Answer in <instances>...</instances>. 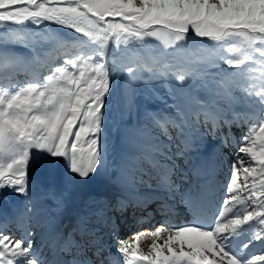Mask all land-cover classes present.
Segmentation results:
<instances>
[{
    "label": "snow or ice",
    "instance_id": "obj_1",
    "mask_svg": "<svg viewBox=\"0 0 264 264\" xmlns=\"http://www.w3.org/2000/svg\"><path fill=\"white\" fill-rule=\"evenodd\" d=\"M257 60L258 85L241 68ZM37 65L51 70L43 82L8 83ZM237 89L254 97L247 119L221 104ZM250 121L234 143L233 125ZM177 207L192 219L161 220L147 253L145 233L120 238L128 216ZM0 264H264V0H0Z\"/></svg>",
    "mask_w": 264,
    "mask_h": 264
},
{
    "label": "bare ground",
    "instance_id": "obj_2",
    "mask_svg": "<svg viewBox=\"0 0 264 264\" xmlns=\"http://www.w3.org/2000/svg\"><path fill=\"white\" fill-rule=\"evenodd\" d=\"M221 104L223 105V107H225L226 110H228L226 103L224 104L223 101L221 102ZM246 106V105H245ZM241 107L238 109V111L236 113H239L242 119H247L249 116L252 115V112L254 110V106L253 104H249L246 107ZM232 109L233 107L228 110V114L229 116L232 115ZM235 112V111H234ZM116 127L114 128L113 131V136L112 138H108V134H105L104 136L107 138L106 141H104L101 138V145L107 144V142H109L108 147H109V157L112 158L115 155H118L119 151H120V138L119 135L117 134L116 131ZM233 133H234V143L236 141H238L241 138V132L243 133H248L249 132V125L244 124L241 127H237L236 125H233L232 127ZM111 143V145H110ZM218 143V142H217ZM239 146V145H238ZM214 149V145L211 143V141L208 142V147L205 151V155L207 156L209 153H211ZM226 155H227V161L228 163L224 165V171H221L219 173L220 177H224L227 174V168L229 167V165L231 164L232 161V153L236 151V148H229V149H225L224 150ZM193 155H195V153H193ZM243 156V154H241ZM245 160H248V157H243ZM221 159H223V157H221ZM102 179L99 175L93 177L89 182H88V189L89 190H100V188L102 187ZM225 189H221L219 192V195L221 197V199L218 201V203L222 204V197L225 193ZM5 196L8 200H17L20 199L19 197H15L13 195H9L7 194V190H5ZM178 209L176 208L173 212V217L168 218L166 220H164V226L168 227L171 225H180L182 226L183 223H186L188 220L192 219L191 213L187 208H182ZM76 214V208L73 206L72 202H69V206H68V210L65 213L66 217H73ZM218 214V213H217ZM153 220L148 221L147 219L142 220V221H137L135 218L128 216L126 218V221L124 224H122L121 229H120V238L122 240L125 241H130L132 239V236L134 233H139V232H143L145 233V236L142 237L141 241H140V248L144 253H147L149 251V245L151 244V237L147 236V232L150 230H154V228L156 227H161V223L159 221H157V225H155V223H152ZM63 226L65 228H68L71 226V221L69 219H65L63 222ZM253 227L255 228V222ZM246 234H247V228H246ZM246 239V235L242 236L240 238V240L235 241V243L239 244L241 243V241ZM163 241H159V243H162ZM112 244V243H110ZM112 252L115 254L116 253V248L119 247L118 244H112ZM258 246V245H257ZM254 251V249H252ZM121 259H123V257L121 256Z\"/></svg>",
    "mask_w": 264,
    "mask_h": 264
},
{
    "label": "rangeland",
    "instance_id": "obj_3",
    "mask_svg": "<svg viewBox=\"0 0 264 264\" xmlns=\"http://www.w3.org/2000/svg\"><path fill=\"white\" fill-rule=\"evenodd\" d=\"M65 31L69 32L70 30H65ZM150 43H154V42L151 41ZM155 43H158V42H155ZM69 56H70V53L61 52L57 56V59L55 62L50 61L52 68L54 69L57 66H64L62 64V61L64 59L69 58ZM130 66L135 67V65H130ZM241 68L249 74L248 77H246V79H248V82L250 84L255 83L258 85V83H259L258 78H259L260 72L262 71V69L260 68V65H259V61L257 60V61H254L252 63H249L247 65V67L241 66ZM232 70L239 71V69H232ZM50 71L51 70L47 67V65L43 68L40 67L39 65H37V66H33L29 69H20V70L16 71L13 79L11 81H8V83H15V84H20V86H23V82L27 81V80H32V81L39 80V82H43L42 77L50 74ZM124 75H126V73ZM145 75H147V73H145ZM258 90H259L258 87L253 89V91H258ZM161 93H163V89H161ZM233 95H234V100L232 101L231 105L230 106L228 104H226V105H227L228 110H230L233 107L232 112L235 111V113L238 111L239 108L244 107L245 105L247 106L249 104H252L250 101L252 99H254V97L246 98L245 93L241 89H237L233 93ZM138 102L141 104V106H143L145 103L142 98L139 99ZM107 104H108V108L106 109V114L109 118L106 119L104 126H103V129H102V133H101V138L104 141H106V139H107L104 136L105 134H108V138H112L114 128H115V126H117V123H116V120L114 119V117L118 116L120 109H119V105H118L117 96L115 94V91L113 92L112 96L107 98ZM149 107L164 109L165 105L162 101H156V102L150 104ZM168 111H170V109ZM248 125H249V128L253 127V126L258 128V122L250 121L248 123ZM107 144H109V142H107ZM110 145H111V143H110ZM61 168H62V165H61ZM7 194L12 195V193H10L8 191H7Z\"/></svg>",
    "mask_w": 264,
    "mask_h": 264
},
{
    "label": "trees",
    "instance_id": "obj_4",
    "mask_svg": "<svg viewBox=\"0 0 264 264\" xmlns=\"http://www.w3.org/2000/svg\"><path fill=\"white\" fill-rule=\"evenodd\" d=\"M149 42H151V38H149ZM152 42H154V43H155V41H152Z\"/></svg>",
    "mask_w": 264,
    "mask_h": 264
}]
</instances>
